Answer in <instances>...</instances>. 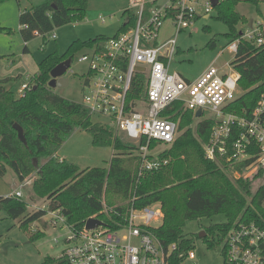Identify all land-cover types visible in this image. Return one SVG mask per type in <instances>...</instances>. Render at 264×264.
I'll list each match as a JSON object with an SVG mask.
<instances>
[{"label":"trees","instance_id":"1","mask_svg":"<svg viewBox=\"0 0 264 264\" xmlns=\"http://www.w3.org/2000/svg\"><path fill=\"white\" fill-rule=\"evenodd\" d=\"M239 1L220 0L216 7L217 18L230 27L231 41L241 38L237 25L246 21L236 10ZM88 6L89 0H43L30 8H22L20 31L26 42L25 52L28 51L27 42L35 35L47 39L55 28L85 18ZM128 16L129 21L123 24L120 32L135 24V16L132 13ZM107 39L99 36L75 40L64 53H51L39 63L38 71L29 82L30 88L23 96L4 85L11 78L0 79V175H5L8 167L15 171L20 181L37 174L33 181L34 193L49 200V210L61 209L73 230H81L92 216L110 227L125 222L129 205H118V200L126 201L135 196V205L139 207L160 202L164 219L153 232L164 246L179 245L171 264H181L179 252L193 248V240L184 234L189 220L223 213L226 221L205 229L203 237L209 241V234L216 232L220 243L238 221L255 222L264 228V185L254 192L251 181L254 177H264V173L236 177L229 171L231 164L225 159L211 160L206 156L204 143L215 119L196 118L194 111L186 108L182 101L173 102L162 115L178 122L179 133L172 143L165 144L168 146L153 156L168 162L156 171L139 175L137 144L123 141L113 124L93 122L82 103L64 98L48 86L51 70L57 64L69 57L73 59L74 53L84 48L101 49ZM232 65L240 73L239 87L243 91L228 109L248 115L264 90V43L256 44L242 38ZM144 94L145 78L138 75L129 99ZM15 123L24 128L27 146L19 139L13 127ZM77 128L88 130L93 135L94 145L113 146L114 155L107 168L82 169L54 157ZM145 141L146 138H142V143ZM158 145L157 141L151 142L153 150ZM241 167L235 165L237 171ZM109 192L113 197L107 201L108 210L105 211L104 200ZM0 205L12 218H22V224L40 219L47 212L46 209L30 212L26 200L13 195L0 196ZM41 264L68 262L48 256Z\"/></svg>","mask_w":264,"mask_h":264},{"label":"built area","instance_id":"2","mask_svg":"<svg viewBox=\"0 0 264 264\" xmlns=\"http://www.w3.org/2000/svg\"><path fill=\"white\" fill-rule=\"evenodd\" d=\"M213 8L211 0H129L125 10L135 16V24L108 38L103 48L92 49L80 58L90 67L84 81L83 106L91 116H108L117 131L137 144L139 175L156 171L168 162L153 157L157 151L151 148V142L170 144L177 137L178 122L162 115L175 101H182L194 113L201 108L199 118L207 110L211 115L206 118L215 119L204 143L207 158L225 159L232 166L240 164L244 176L264 173V90L253 110L241 115L228 109L239 95L241 76L234 68L221 74L212 64L193 81L170 70L179 33L190 28L200 12L209 16ZM101 20L106 22V18ZM168 20L174 33L161 41V29ZM242 38L263 44L264 21L242 30L241 38L232 40L226 49L236 55ZM138 75L145 78V94L130 100ZM29 88V82H24L20 95ZM142 138H146L144 143ZM54 157L64 160L57 154ZM36 176L21 181V189L12 195L23 199V188ZM135 201V196L130 197L125 222L116 227L87 229L85 223L81 230L71 229L72 236L66 239L67 246L58 258L66 259L68 264H171L179 245L166 247L153 232L158 227L155 222L164 219L162 204L139 207ZM104 210H108L105 203ZM50 212L54 226L67 224L61 209ZM222 243L223 264H264V228L255 222H236ZM178 255L183 261L197 264L193 248Z\"/></svg>","mask_w":264,"mask_h":264},{"label":"rangeland","instance_id":"3","mask_svg":"<svg viewBox=\"0 0 264 264\" xmlns=\"http://www.w3.org/2000/svg\"><path fill=\"white\" fill-rule=\"evenodd\" d=\"M42 1L0 2V79L11 78L4 85L12 88L18 96L21 85L30 82L38 71L39 63L51 53L55 51L64 53L75 40L84 41L99 36L115 37L128 20V14L124 11L129 5V0H89L85 18L55 28L47 39L43 35H35L27 42L28 51L25 52L26 42L20 31V10ZM236 10L246 18L245 22L237 25L239 31L253 28L258 22L264 21V0H240ZM200 15L190 28L179 33L177 52L170 66L171 71L178 72L189 81L198 78L212 64L219 68L221 74L229 73L233 70L232 62L235 59V54L226 49L231 41L228 35L230 27L217 18V8L214 7L209 16L201 12ZM101 18H106V22H102ZM54 33L55 37L52 36ZM173 33V26L168 20L161 29L159 40L167 39ZM90 51L91 49L84 48L74 53L71 67L65 74L68 84L53 88L57 94L71 101L83 103L84 81L90 67L88 62L80 61V58ZM242 91L239 87L238 94ZM210 115L206 110L202 119ZM91 119L93 122L110 124L109 117L105 115L94 114ZM116 134L123 141L131 142L125 133L116 130ZM167 146L159 143L156 151H162ZM56 154L82 169L107 168L114 155V148L94 145L93 135L88 130L77 128ZM229 171L236 177L244 176L235 166L230 165ZM33 181L23 188V199L28 203L30 212L43 207L47 212L40 219L22 224V218H12L0 205V264H41L48 256L59 257L67 246L66 239L72 236L68 224L53 225V216L48 208L49 200L34 193ZM251 181L254 192L264 185V177H254ZM18 189H21V181L15 171L8 167L5 175H0V196L12 195ZM112 197L109 192L104 203L107 205V201ZM129 199L126 201L117 199V204L127 203ZM224 221L226 216L223 213L187 221L184 234L193 240L197 264H223V243L218 241L217 233L211 232L208 236L209 241L203 239L200 234L205 229ZM161 224L162 220L155 222L157 226ZM181 264H191V261L186 259Z\"/></svg>","mask_w":264,"mask_h":264},{"label":"water","instance_id":"4","mask_svg":"<svg viewBox=\"0 0 264 264\" xmlns=\"http://www.w3.org/2000/svg\"><path fill=\"white\" fill-rule=\"evenodd\" d=\"M212 4L214 7H217L220 0H211ZM240 34H242V31L240 32ZM72 64V58L69 57L68 59L60 62L59 64H57L52 70H51V79L48 82V86L51 87L52 89L60 86H66L68 84V78L65 76L66 72L69 70V68L71 67ZM202 115V109L199 108L196 112H195V117L199 118ZM14 129L17 131L18 133V137L19 139L27 146V139H26V135L24 133V128L18 124L15 123L14 124ZM35 162H37V159L35 158ZM100 225H105L104 221H102L101 219L97 218V217H90L88 218V220L86 221V228L87 229H92L95 227H98ZM206 235L205 231H202L200 236L204 237Z\"/></svg>","mask_w":264,"mask_h":264},{"label":"crops","instance_id":"5","mask_svg":"<svg viewBox=\"0 0 264 264\" xmlns=\"http://www.w3.org/2000/svg\"><path fill=\"white\" fill-rule=\"evenodd\" d=\"M62 157V156H61ZM63 158V157H62ZM65 159V158H64Z\"/></svg>","mask_w":264,"mask_h":264}]
</instances>
